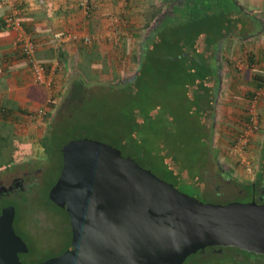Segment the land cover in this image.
Here are the masks:
<instances>
[{"label":"trees","instance_id":"obj_1","mask_svg":"<svg viewBox=\"0 0 264 264\" xmlns=\"http://www.w3.org/2000/svg\"><path fill=\"white\" fill-rule=\"evenodd\" d=\"M162 1H165V5H171V11L154 23H143L144 26L141 25L138 29L136 27L131 39H127L128 43L125 39L114 50V54L118 56L114 57L112 53V59L120 62L130 53L131 42L136 39L131 53L137 55L135 74L113 83L116 75L110 67L113 64L108 63L111 56L105 54L101 61L92 59L85 65L77 77L79 84L76 87L90 90L91 85L98 83L101 90L105 88L113 94H119L118 100H115L116 105L119 103L121 107L120 120L117 122L119 138L103 134L100 135L102 141L109 140L110 145L178 189L181 172L198 171L197 174L203 175L210 152L216 151L213 133L222 81V66L218 60L220 44L225 36L232 35L239 29L242 11L233 0H183L182 4L175 0ZM118 41H113L115 47L118 46ZM93 49L90 51L92 54L96 52ZM106 75L111 78V83L103 80ZM249 85L251 89L248 98L252 100L256 91L264 88V75L252 74ZM31 90L37 94L34 97L37 102L43 106L48 104L49 95L45 86L35 85ZM13 114L0 108V115L3 117ZM249 119L247 117L245 122L241 120L244 122L242 130ZM63 130L62 126H58L42 140L46 154L43 164L48 167L51 164L59 166L44 204L64 217L62 228L68 230V244L57 256L66 252L72 241L68 213L49 199V192L57 183L63 168L62 149L69 143H57L56 137ZM257 169L255 181L244 186L251 193V198L264 184V154ZM48 173L49 171L44 172V182ZM234 182L239 184L236 180ZM21 201L24 202V199ZM228 203L230 202L224 205ZM14 228L18 234L15 223ZM28 235L31 238L29 233ZM28 249L27 254L19 255L23 264H38L49 259L29 261L33 248L28 246ZM224 249L244 257V260L236 259L232 263L251 264L248 257L257 256L238 248Z\"/></svg>","mask_w":264,"mask_h":264},{"label":"water","instance_id":"obj_2","mask_svg":"<svg viewBox=\"0 0 264 264\" xmlns=\"http://www.w3.org/2000/svg\"><path fill=\"white\" fill-rule=\"evenodd\" d=\"M49 199L70 217L71 245L38 264H184L211 247L264 255V204L204 203L143 168L120 149L77 138ZM16 208L0 215V264H23Z\"/></svg>","mask_w":264,"mask_h":264},{"label":"crops","instance_id":"obj_3","mask_svg":"<svg viewBox=\"0 0 264 264\" xmlns=\"http://www.w3.org/2000/svg\"><path fill=\"white\" fill-rule=\"evenodd\" d=\"M233 1L237 2L242 12L239 29L225 36L220 44L218 60L222 66V81L219 96L223 95L222 107L229 111L228 114L232 109L243 108L242 112H238L243 119L244 116L249 117L251 110L258 115L259 130L252 136L249 156L261 163L264 154V97L254 105L248 95L252 74L264 75V0ZM175 2L182 4L183 0ZM78 3L79 0H0V108L14 113L9 117L0 115V129L7 126L17 128L23 121L36 120L30 126L35 129L41 122L37 114L45 108L34 99L37 94L31 88L37 84L33 81L29 62L15 45L18 33L5 26L4 20L9 13L16 14L22 30L35 43L37 60L48 66L56 82L62 81L59 82L62 85L58 86L61 90L72 80H78L79 73L89 61H101L105 54L112 56L116 37L126 31V39H131L136 26L138 29L143 23L152 21L155 6L165 5L162 0H96L91 15L86 16ZM71 34L93 38L92 46H86L83 40L71 41ZM93 48L96 50L94 54L90 52ZM245 48L246 55H243ZM221 51L223 56H220ZM239 58L243 66L236 71ZM230 119L233 122L237 120L232 116H229ZM236 122L243 124L245 121ZM28 123L31 124L30 121ZM0 140L1 162L6 138L0 135ZM255 148L259 151L257 158L253 155ZM219 153L216 150L214 156L218 158ZM226 174L234 176V168L231 166Z\"/></svg>","mask_w":264,"mask_h":264},{"label":"rangeland","instance_id":"obj_4","mask_svg":"<svg viewBox=\"0 0 264 264\" xmlns=\"http://www.w3.org/2000/svg\"><path fill=\"white\" fill-rule=\"evenodd\" d=\"M171 9V5H162L159 8L155 6L152 21L150 22L152 23L153 19L155 22L159 17L165 16ZM156 10L157 12H155ZM146 24L144 23V25ZM125 32L119 35L118 46L116 45L115 49H113L114 57L118 56V54L117 56L116 53L114 54V50L121 46L125 39L128 38L127 34H124ZM135 43L136 39L132 40L130 53L126 54L125 58L120 62L113 60L114 58L111 56L108 63L109 65L113 64L110 67H112L116 75V80H113V83L130 78L135 74L137 55L131 54ZM245 50L246 48L243 50V55H246ZM223 54V51H221L220 56H223ZM238 61L239 65L236 66L235 64L236 71H238L239 67L243 66V62H240L241 58ZM234 63H237V61ZM51 77L53 78L54 76L51 75ZM110 79L107 75L103 78V80H106V83H111ZM59 82L62 83V81ZM59 82H56L53 78L52 84L45 86L49 95L48 104L44 106L43 110L46 115L38 117L41 122H38L37 128L31 129L30 127L36 120H27L26 122L19 123L17 128L13 127L12 129L11 126H7L0 129V135L6 138V145L0 162V185L10 184L14 178H26L25 173L27 171L22 170L28 162H35V165L38 167V170L34 171L30 177L28 188L16 194H21V196L14 195L10 200L1 205L5 206L10 203L15 206V226L18 235L24 239L29 247L33 248V255L29 261L53 258L60 254L68 244V230L62 228L64 217L57 214V211L53 208L47 207L44 204L47 201V192L59 171L58 164H51L50 167L43 164V161L46 159L42 144L44 137L51 135V131H54L58 126H62L64 130L56 137L59 145L77 138H88L110 144L109 140L102 141L103 139L100 135L103 134L119 138L117 122L120 120L119 110L121 107L119 103L116 105L115 102L116 99L118 100L119 94H113L111 90L105 88L101 90L98 83L91 85L90 90L78 89L76 86L79 84V79L72 80L69 86L64 85L60 90L58 86L60 87L62 84L60 85ZM218 103L219 107H217L218 109L216 108V122L213 133L214 148L220 151L218 158L214 160V153L210 152L207 167L202 171L203 175L197 174L198 171L181 172V181L178 189L182 193L204 203H248L253 198H250L251 193L244 188L248 182L244 180L243 168L238 163V159L231 156L228 152L233 139L243 127V124L236 122H241L243 119L241 113H238L242 112L243 108L241 110L236 109L235 111L232 109L230 114H228L229 111L222 107L224 103L223 95L219 96ZM235 114H239V116L237 117ZM229 116L237 120L233 122L232 119L229 120ZM245 119H247V116H244L243 120L245 121ZM253 155L256 158L259 156L258 148H255ZM257 161V159H254V163H256L258 168L259 163ZM231 166L234 168V176L226 174V171ZM45 170L49 171V173L44 182L43 176ZM37 179L38 184L36 185ZM234 180L239 184L235 183ZM243 196L246 198L241 199L240 197ZM22 198L24 202L21 201ZM28 233L31 235V238ZM211 253V251L206 250L203 256L194 255L185 264H196L198 261L205 264H243L239 262L232 263L228 258L221 257L209 260ZM225 253L234 254L232 251H225Z\"/></svg>","mask_w":264,"mask_h":264},{"label":"built area","instance_id":"obj_5","mask_svg":"<svg viewBox=\"0 0 264 264\" xmlns=\"http://www.w3.org/2000/svg\"><path fill=\"white\" fill-rule=\"evenodd\" d=\"M96 0H79L78 6L83 10L86 16H90ZM5 26L9 30L17 31L18 36L16 38L15 45L20 51L21 55L29 62L33 81L37 85L50 86L53 82L48 67L39 62L36 58L37 48L33 40L22 30L19 18L15 13L11 12L6 16ZM71 41L83 40L85 45L93 44L94 39L91 37L79 36V34H71L69 36ZM117 41L119 38H117ZM264 97V88L257 90L253 100V104L256 105ZM46 115L43 110H40L37 114L38 117ZM35 117V116H34ZM249 122L243 129L240 135L235 139L233 144L229 148L231 156L238 159V163L241 165L244 171V180L248 183L255 181L257 176V166L254 163V159L249 156L250 144L252 136L259 130V117L255 114L254 110L249 111Z\"/></svg>","mask_w":264,"mask_h":264},{"label":"flooded vegetation","instance_id":"obj_6","mask_svg":"<svg viewBox=\"0 0 264 264\" xmlns=\"http://www.w3.org/2000/svg\"><path fill=\"white\" fill-rule=\"evenodd\" d=\"M37 170H38V167L35 165V162H28V163H26V165L23 167V170H22V171H27L25 173V177L26 178H14L13 181L10 184L0 185V211L1 212H2V210L4 208L10 206L9 204L5 205V206L4 205L1 206L3 203H5L6 201L10 200L18 192L25 191L28 188L30 177L33 175V172L37 171ZM37 184H38V179L36 181V185ZM16 196L20 197L21 194L20 195H16ZM240 198L243 199V198H246V197L243 196V197H240ZM252 198L251 199L255 200L257 203L264 204V184L260 187L259 193L258 192L255 193V195H253ZM208 249H210V248H207V249H205L203 251H199L195 255H202L203 256V253L206 250H208ZM210 251L212 252L210 254V259L212 257H215L216 259L221 257V258H228L231 261H234L236 259L244 260V257H242L241 254L236 255L234 253V254L231 255V254L225 253V251H227V250H225L224 248L211 247ZM255 255H257V254H255ZM248 259L251 261V264H264V255H257L255 257L249 256ZM196 264H202V263L198 261Z\"/></svg>","mask_w":264,"mask_h":264}]
</instances>
